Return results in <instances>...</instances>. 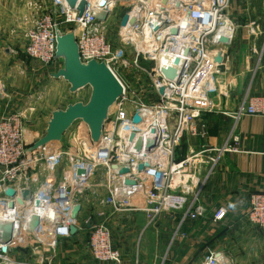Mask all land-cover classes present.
<instances>
[{
  "label": "built area",
  "instance_id": "built-area-1",
  "mask_svg": "<svg viewBox=\"0 0 264 264\" xmlns=\"http://www.w3.org/2000/svg\"><path fill=\"white\" fill-rule=\"evenodd\" d=\"M85 2L86 10L79 16L64 0H51L42 23L26 35L24 54L50 67L56 62L55 30L73 32L80 60L104 62L121 83L123 94L110 109L96 145L86 126L78 121L57 147L49 144L26 154L36 140L26 128L24 112L0 119V236L6 226L11 228L10 241L0 243V264H53L58 243L71 238L69 228L75 226L77 232L81 231L78 223L86 210L85 195L95 187L102 195L98 203L113 213H142L152 223L162 213L180 212L179 226L186 220L197 221L206 214L200 201L205 182L223 154L240 152L228 138L218 146L196 148L186 144L184 155H178L184 142L206 137L201 115L209 108L212 79L228 61L223 48L235 33L228 13L230 0H106L102 8L95 0ZM117 8L121 9L119 16L115 15ZM99 10L107 14L104 21L92 16ZM124 15L127 21L121 27ZM113 25L114 40L108 28ZM244 27L250 36L259 34L254 22ZM172 30L176 34H171ZM217 37L226 38L228 43L214 44ZM182 49L187 50L185 55ZM218 53L222 58L219 64L213 60ZM138 62L152 66L149 104L127 94V84L114 72L118 63L140 73ZM179 66L176 82L160 73L161 69ZM2 91L0 85L1 96ZM135 114L140 118L138 124L132 122ZM227 115L233 129L244 116L264 117V94L246 93L236 110ZM138 140L140 148L134 151ZM148 140L156 144L149 152ZM119 166L128 171L119 173L114 168ZM79 170L83 175H78ZM7 189L13 196L5 193ZM24 191L29 198H23ZM248 204L244 218L264 236V193H252ZM75 205L80 210L73 220ZM50 213L55 223L48 221ZM225 217L226 210L220 207L211 220L217 223ZM85 219L88 225V216ZM87 247L96 264L121 263L112 234L102 225H90ZM199 264L224 262L220 254L209 253Z\"/></svg>",
  "mask_w": 264,
  "mask_h": 264
},
{
  "label": "crops",
  "instance_id": "crops-1",
  "mask_svg": "<svg viewBox=\"0 0 264 264\" xmlns=\"http://www.w3.org/2000/svg\"><path fill=\"white\" fill-rule=\"evenodd\" d=\"M0 29L6 31L2 23ZM249 37L242 26V33L239 35L235 31L233 40L223 48L228 61L213 77V90L208 94L209 108L201 115L206 137L186 142L187 146L197 148L218 146L229 138V143L234 141L240 151L223 154L205 182L200 194L205 216L197 221L186 220L179 226L180 212L160 215L151 224L152 230L143 232V227L139 228L143 222L145 224L146 215L137 213L122 217L104 206V222L120 253V264H156L164 240H168L169 245L166 264H199L209 253L220 254L224 264H264V236L244 218L249 196L264 193V117L244 116L233 129V121L227 115L236 110L246 93L264 94V44L257 50V36H251L253 40ZM12 47L9 52L5 51V56L15 61L14 68L34 73V61L22 57V43ZM18 54H22L20 59L23 61L16 58ZM59 65L43 67V71L50 77L60 69ZM5 86L0 99V119L13 113V101L9 98L14 93L9 85ZM220 207L225 208L226 217L215 223L211 217ZM123 219L127 225L121 221L115 225L116 220ZM53 264H96L84 234L76 232L68 240L59 242Z\"/></svg>",
  "mask_w": 264,
  "mask_h": 264
},
{
  "label": "rangeland",
  "instance_id": "rangeland-1",
  "mask_svg": "<svg viewBox=\"0 0 264 264\" xmlns=\"http://www.w3.org/2000/svg\"><path fill=\"white\" fill-rule=\"evenodd\" d=\"M9 2L13 3L10 4ZM50 8L51 0H0V23L3 24L4 29L6 28V31L0 29V85H2L3 90L6 89L5 85H9V88L11 87L14 93L11 99L9 98V101H13L11 110L13 113L24 112L26 128L32 136H34L36 141L43 136L51 112L62 110L68 104L79 101L85 103L90 95L89 87H84L73 94L70 93L66 82L62 79L48 77L47 73L43 71V66L35 61L34 73L31 70V72L26 73L22 72V68L20 67V69H15V61L5 56V51L7 50L9 52L13 49V45L15 46L16 44L22 43L23 48H25L26 35L42 23L43 13L49 11ZM120 11L121 9L117 8L115 15L119 16ZM228 13L232 16L235 31H237L239 35L242 33V26L244 27L248 22H254L258 25L259 34L257 35L255 43L257 45V50L262 48V44H264V5L262 1L230 0ZM3 17L5 20H3ZM108 28L109 35L114 40L116 27L113 25ZM9 34H13V36L9 37ZM249 39L253 40V37L250 36ZM18 40L19 43H16ZM20 55L22 54H18L16 57L19 60H21ZM24 56L27 60H30L25 54L22 55V57ZM19 63L21 64L22 62ZM58 65L59 62H55L49 68L53 66L57 67ZM137 68H141V74L135 71L133 67L125 68L117 63L114 66V72L118 75L123 84H127V94H130L131 97L136 98V100L139 98L140 102L149 104L152 101L150 85L154 81V79L151 78L152 66L146 62H138ZM143 88H146V90L142 93H134L136 90L140 91ZM172 124L173 122H171V125ZM68 134L69 133H67V136ZM184 144L186 146L185 142ZM58 145L59 143L57 142L50 144L51 147H57ZM178 153L180 156H183L182 150H179ZM85 196L87 213L84 212L80 215L81 221L78 224L81 225L80 232L84 234L85 239L88 240L90 225H102L106 227V224L104 222V206L97 201L98 197L102 196L100 188H93L91 193L88 191ZM166 214L167 213H162L160 215L166 216ZM118 215L129 217L131 215H136V213H120ZM87 216L89 221L88 225L85 224V218ZM144 218L145 224L143 222L139 230L142 229V227L143 232L150 229L152 230L151 224H153V222L149 223V221H146V216H144ZM116 221L118 222H115V225H118L119 221L123 222V225H127L125 219ZM167 241L164 240V244L161 246L162 248H160L159 259L156 264H166L169 246Z\"/></svg>",
  "mask_w": 264,
  "mask_h": 264
},
{
  "label": "water",
  "instance_id": "water-1",
  "mask_svg": "<svg viewBox=\"0 0 264 264\" xmlns=\"http://www.w3.org/2000/svg\"><path fill=\"white\" fill-rule=\"evenodd\" d=\"M67 7L70 10L78 12L79 16H82L86 10L87 4L85 0H64ZM106 0H97L96 4L102 8L105 5ZM165 3V0H163ZM92 16L97 20L104 21L107 14L102 11L92 12ZM127 16L124 15L120 20V26H125ZM133 23V21L131 22ZM184 26V25H183ZM171 34H176V30H172ZM56 52L54 61L59 62L60 69L52 74L50 77L53 79H62L68 85V91L75 93L84 87L90 88V95L88 100L84 102H76L68 104L64 109L51 112V116L47 121L44 134L34 144L25 150L26 154L31 151L41 149L51 143H61L64 135L70 130L74 123L82 122L87 130L92 144L96 145L102 135L103 127L108 119L110 109L119 100L123 94V87L119 80L115 77L112 71L104 62H98L96 60H90L83 62L80 60L78 45L73 32H62L55 30ZM227 44L226 38L217 37L214 44ZM187 50L182 49L181 54L185 55ZM216 63H221V54L218 53L213 59ZM179 64V61H175V66ZM181 67H170L168 69H161L160 73L168 81L176 82L178 80ZM159 94H163V89H159ZM1 99V94H0ZM132 122L138 124L140 118L137 114L132 117ZM133 139V135L130 136V140ZM154 140H148L147 152L152 146H155ZM140 148V140L136 143L135 150ZM119 170V173L123 174L128 171L126 167H114ZM138 169H142V165L138 166ZM78 175H83L81 170L78 171ZM128 183V182H127ZM5 193L9 196H13V191L7 189ZM23 198H29V193L24 191L22 193ZM40 203L37 202L36 206ZM80 210L79 205H75L72 209L71 217L73 220L77 218ZM48 221L55 223L52 213L49 214ZM10 227L4 228V235L0 236V243H8L11 239ZM71 236L77 232L75 226L69 228Z\"/></svg>",
  "mask_w": 264,
  "mask_h": 264
},
{
  "label": "trees",
  "instance_id": "trees-1",
  "mask_svg": "<svg viewBox=\"0 0 264 264\" xmlns=\"http://www.w3.org/2000/svg\"><path fill=\"white\" fill-rule=\"evenodd\" d=\"M184 149H185V144H184V146L182 147V154L184 155ZM178 155H179V153H178Z\"/></svg>",
  "mask_w": 264,
  "mask_h": 264
},
{
  "label": "bare ground",
  "instance_id": "bare-ground-1",
  "mask_svg": "<svg viewBox=\"0 0 264 264\" xmlns=\"http://www.w3.org/2000/svg\"><path fill=\"white\" fill-rule=\"evenodd\" d=\"M88 1H92V0H88ZM95 1H97V0H95ZM1 94V93H0ZM52 144V143H51ZM224 260V259H223Z\"/></svg>",
  "mask_w": 264,
  "mask_h": 264
}]
</instances>
